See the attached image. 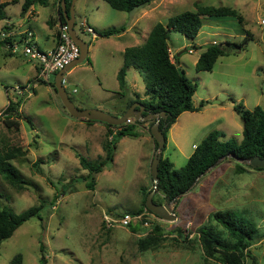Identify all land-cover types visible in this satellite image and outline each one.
Instances as JSON below:
<instances>
[{"label": "rangeland", "instance_id": "rangeland-1", "mask_svg": "<svg viewBox=\"0 0 264 264\" xmlns=\"http://www.w3.org/2000/svg\"><path fill=\"white\" fill-rule=\"evenodd\" d=\"M53 2L46 6L36 4V12L29 19L19 2L10 4L6 7L7 17L0 19V32L10 20L16 38L19 30L30 29L34 43L47 51L53 45L50 35L54 27L48 23L56 13ZM197 4L234 7L244 16V23L233 16L203 17V27L194 40L178 31L169 32V50L197 85L193 104L201 106L183 112L167 133L163 155L170 158L176 169L186 164L194 144L214 129L224 131L227 138L243 139V121L231 97L247 108L257 105L264 108V0H154L150 15L137 22L136 17L148 6L127 12L112 8L106 0L75 3L77 33L91 47L96 44L102 54L108 49L106 39L94 38L84 31L80 25L82 18L89 19L96 29L125 28L121 31H126L123 44L133 46L137 41L145 42L156 23L166 24L176 14L197 9ZM248 30L252 36L243 49L221 56L212 71L197 70L196 62L207 44L242 41ZM7 50L6 43L0 42V116L9 99L20 101L22 116L19 128H9L0 120V147L21 146L26 150L25 155L12 163L28 184L14 187L0 174L1 201L16 213L42 202L44 206L40 215L24 222L1 243L0 264H41L43 255L47 264H224L206 257L200 241L203 227L229 238V231L213 217L218 210H234L239 217L258 225L256 240L248 248L252 261L249 263L248 259V264H264V169L247 168L238 173V161L225 157L202 174L188 192L173 200L177 219L153 216L144 207L148 196L144 191L150 192L154 187L151 166L157 147L152 149L147 137L150 133L144 134L141 123L133 129L136 135H125L116 141L114 160L94 174L96 186L89 189L81 177L89 171L82 167L79 155L91 161L105 159L104 145L112 139L107 127L103 122L94 125L74 118L51 84L56 76L51 75L50 83L39 80L35 63L27 55L21 50L7 55ZM99 53L95 54L94 67L88 56L79 64L83 69L70 73L64 82L80 109L95 108L96 100L105 96L104 90L117 82L112 67L100 60ZM127 79L128 88L124 90L127 96L136 89L144 91V75L139 70L131 67ZM124 91L117 89L111 101H97L104 105L98 109L115 115L117 107L113 105L122 100L120 94ZM87 92L93 97L89 94L81 97ZM147 123L150 127V120ZM158 192L157 189L154 198ZM168 202L163 200L162 204ZM140 208L150 219L147 225L143 221L137 224V231L111 223L112 218L126 212L135 215L132 212ZM155 226L161 227L160 234L156 233L161 239L141 250L139 239L154 232ZM17 254L22 256L21 262L13 260Z\"/></svg>", "mask_w": 264, "mask_h": 264}, {"label": "trees", "instance_id": "trees-1", "mask_svg": "<svg viewBox=\"0 0 264 264\" xmlns=\"http://www.w3.org/2000/svg\"><path fill=\"white\" fill-rule=\"evenodd\" d=\"M18 1L7 0L0 2V19L7 17L6 7ZM49 1L24 0L22 11L29 10L34 4L46 6L49 4ZM106 1L116 10L131 12L137 8L151 4L154 0ZM71 2L72 0H66L67 12L70 11ZM58 3L60 20L65 22L66 18L61 5L62 0H59ZM226 16L236 17L239 22L244 23V16L234 7L197 4V9L176 14L170 17L166 24L162 22L156 23L142 44L127 47L124 52L123 65L117 75L120 89L124 91L128 88L127 73L129 68L134 67L144 75L145 97L141 98L142 96L139 93H135V97H131L127 96L126 91L122 92L120 94L122 100L118 102H122L123 106L118 110L116 115H123L135 101L141 102L150 113L164 112L165 116L160 119V129L164 132L167 139L169 129L183 112L195 111L201 107H195L193 104V96L197 85L189 79L186 71L179 65L178 60L173 61L170 57L168 46L169 32L171 30L178 31L189 39L194 40L203 27V17ZM10 28L11 26L8 23L4 27V29ZM95 30L98 36L108 37L120 33L125 28L109 27L105 29L95 28ZM251 36L248 30L242 41L227 40L225 43H211L198 58L196 62L197 70L212 71L221 56L243 49ZM13 40H16V37H8L0 40V42L12 44ZM6 54L13 55L14 53L11 51V48H8ZM51 84L55 87L54 82ZM231 99L235 102L234 109L241 115L243 121V139L238 141L235 138H227L224 131L214 129L195 145L194 151L186 164L179 169L174 167V163L169 157L162 155L159 163V192L156 194L154 202L162 204L163 200H168L169 202L176 200L193 187L198 177L227 154L248 159L255 156L264 158V108L260 105L252 109L247 108L241 101H237L233 97ZM19 107L20 101L15 102L9 99L8 106L0 116V120H3L7 127H20L19 120L22 112H20ZM84 120L87 122H99L90 119ZM155 121V119L150 120V133L151 125ZM141 123L139 121L121 125L104 123L108 127L109 137H112L104 145L106 158L91 161L86 156L79 155L82 167L89 171L87 175L81 176L82 180L86 181L87 188L95 189L96 180L93 178L94 174L101 172L108 162L114 160L113 149L115 148L116 141L125 135H136V133H133V129L137 124ZM155 143L157 147L158 142L156 140ZM25 154L26 150L21 146L0 147V174L14 187L22 188L28 184L20 169L12 163L13 159ZM247 168L264 169V167H253L250 164L237 163L236 170L238 173L244 172ZM89 178L91 180H88ZM144 192L146 196L149 194L147 189ZM157 197L159 198L158 200ZM43 206L44 203L42 202L38 206H33L20 213H16L3 205L0 195V246L24 222L40 215V209ZM144 207L147 208L146 200L144 201ZM141 210L140 208L132 213H141ZM213 217L229 231V238H223L215 230L204 227L200 228V241L206 257L218 259L224 264H248V248L256 240L258 225L249 218L239 217L234 210H218L213 214ZM130 228L133 231H137L138 225H131ZM160 232L161 227L155 226L154 232L144 238H140L139 245L141 250H146L155 245L161 239L156 234H160ZM13 260L21 262V254H17ZM40 263L47 264V259L44 255L41 257Z\"/></svg>", "mask_w": 264, "mask_h": 264}, {"label": "water", "instance_id": "water-1", "mask_svg": "<svg viewBox=\"0 0 264 264\" xmlns=\"http://www.w3.org/2000/svg\"><path fill=\"white\" fill-rule=\"evenodd\" d=\"M76 1L77 0H72L69 12L66 11V0H62L61 5H62V9H63L64 16L66 18V21L70 25L71 35L73 39L75 40V42L80 46L81 53H80V56L76 60H74L69 65H67L65 68H63L62 70L56 73V77L54 81L55 89L58 92L63 105L74 118L90 119V120H95V121L108 123L112 125L124 124L127 122L128 118H135L137 121H140V122H145V121L152 120V119L156 120L151 126V133L153 137L155 138V140L158 142V146L155 150L153 162L151 166V174H152V178L154 182V187L147 196L146 205L149 208V210H151L156 215L160 216L162 219L175 220L177 219V215L173 212V208H172L173 200L168 203H163V204L154 202V195L158 189V183H159V163L162 158L163 150L167 142L164 132L160 129V119L161 117L165 116V113L164 112L150 113L146 110L145 106L139 101L134 102L126 110V112L121 116L110 114L98 108L80 109L75 104V102L71 99L69 93L67 92L64 86V77L66 73L70 71L72 68H74L75 66L83 63L87 59L88 53H89V43L86 42L77 33V30L75 29V22H76L75 3ZM210 45L211 44H207L206 48H208ZM225 157H233L238 162L242 164H250L253 167H264V158H261L260 156H255L253 158L248 159V158L235 157L232 154H227L226 156L220 158L210 168H208L207 171L213 168L214 166H216ZM248 259H249V263H251L252 261H251L250 256H248Z\"/></svg>", "mask_w": 264, "mask_h": 264}, {"label": "built area", "instance_id": "built-area-1", "mask_svg": "<svg viewBox=\"0 0 264 264\" xmlns=\"http://www.w3.org/2000/svg\"><path fill=\"white\" fill-rule=\"evenodd\" d=\"M262 23L264 24V19L262 20ZM80 25L83 30L89 33L92 37L96 38L98 36L95 28L89 24L87 19L82 18ZM15 33L16 32L12 28L5 29L0 32V39L4 40L8 37H15ZM33 36L34 33L30 29L20 31L19 38L13 40L12 44L6 43V46L11 48V51L14 54L21 50L31 61L37 64L39 80H44L49 83L51 75H55L58 71L65 68L80 56V46L73 39L70 32V25L67 21L63 22L60 20L58 23L57 44L51 50H41L40 47L34 43ZM189 51L193 52V50ZM170 57L174 61L175 58L173 59V57H175V54L173 56L170 52ZM65 81L66 77H64V82ZM132 122V118H128L126 123ZM152 215L154 216L155 213H152ZM149 219V216H147L145 212L136 213L135 215L126 212L117 219L112 218L111 223L115 222L124 227H130L131 225H137L142 221L147 225L149 224Z\"/></svg>", "mask_w": 264, "mask_h": 264}, {"label": "crops", "instance_id": "crops-1", "mask_svg": "<svg viewBox=\"0 0 264 264\" xmlns=\"http://www.w3.org/2000/svg\"><path fill=\"white\" fill-rule=\"evenodd\" d=\"M5 1H7V0H5ZM18 2L22 5L23 2H24V0H19ZM51 2H52V0L49 1V4ZM58 2H59V0H54L53 6L56 9V13H55V15H51L50 18H49V20H48V23H52L53 24V27H54V29H53L54 31L52 32V35H50V36H52L53 45H51V47L48 50H51L54 46H56L57 40H58V23L60 22V13H59V9H58L59 3ZM151 4L146 5V6H148V9L147 10H144L139 17H136L135 22L140 21L139 18H146L147 15L148 16L150 15L149 12L151 11V8H152ZM35 5L36 4H34L29 10L25 11V17L26 18L29 19V18H31V16L33 14H35V12H36V6ZM97 8H99V6H97ZM75 14H77V13H75ZM87 20H88V22H89V24L91 26H93L94 28H97L96 25H94L93 23H91L89 19H87ZM7 23L9 25L12 24V22L10 20L7 21ZM103 29H105V28H103ZM19 31H21V30H19ZM125 32L126 31L121 32L120 34H114V35H111V36H108V37L99 36L100 38L106 39V42L108 43V49L105 51L104 54H102L101 52L99 53L97 51L98 46H96V44L92 45V47L89 44V53H88V56H90L91 59L93 60L91 67H94V64L97 63V57H96L95 54L99 53L100 54V60L103 59L104 64H107L108 66H111L112 67L113 72H114V75H115V80H117V82H115V84H113V86L111 88H107V89L104 90V91H106V94H105L104 97H101L98 100H96V104H94V107L95 108H101V109H103L104 108V105L102 103H97V101H102V100H105V99H108V101L109 100L111 101V98H113L114 96H116L115 91H117V89H120V85H119V81H118L117 75H118V72H119L120 68L123 65V62H124V52H125L126 48L129 47V45L127 43L124 42V44H126V45L123 44V41H124L123 39H124V36H125ZM135 32H138L139 33V30H137ZM145 38H147V37H145ZM136 43H137L136 45L142 44V43H139V41H137ZM36 44L40 47V45L38 44V42H36ZM133 46H135V45H133ZM176 59L179 61V59L177 57H176ZM178 63H180V61ZM83 67L84 66H82V65L81 66H79V65L75 66L74 68H72L70 71H68L66 73L65 77H67L70 73L74 72L76 69H81L82 70ZM35 69H36V71L38 73V66H37L36 63H35ZM129 70H130V68H129ZM54 76H56V74ZM81 81L84 82L83 79H81ZM36 85L37 84L34 83V87L35 88H36ZM134 87L137 88L136 84H135ZM144 91H145V89H144ZM144 91H138V89H136L129 96L135 97L134 94L135 93H139L142 96L141 98H144L145 97ZM85 94L88 95L89 93L88 92L87 93H82L81 97H83ZM90 97H93V96L90 95ZM86 99L87 100H90L89 97L86 98ZM113 106L114 107H117V108H114L115 115H116V113L118 112L117 109L119 110L123 106V104L122 103H116V105H113ZM107 112H111V111H107ZM118 116H121V115H118ZM147 122H145L143 124V131H144V134H146V135H148V133H150L149 132V126H148L149 124ZM93 124L94 125H100V124H102V122H93ZM105 126H103V127L105 128ZM107 129H108V127H107ZM150 136H152L151 133H150ZM150 136L148 135L147 137H149V140H150V142H151V144L153 146L152 149L154 150L156 148L155 138L153 136L152 137H150ZM195 145L196 144H194V146H193L194 148H195Z\"/></svg>", "mask_w": 264, "mask_h": 264}, {"label": "flooded vegetation", "instance_id": "flooded-vegetation-1", "mask_svg": "<svg viewBox=\"0 0 264 264\" xmlns=\"http://www.w3.org/2000/svg\"><path fill=\"white\" fill-rule=\"evenodd\" d=\"M52 83V82H51ZM153 120V119H152ZM132 121L133 122H135V121H137L135 118H132ZM140 122V121H139ZM145 122H147V121H145ZM143 123V122H142Z\"/></svg>", "mask_w": 264, "mask_h": 264}, {"label": "clouds", "instance_id": "clouds-1", "mask_svg": "<svg viewBox=\"0 0 264 264\" xmlns=\"http://www.w3.org/2000/svg\"><path fill=\"white\" fill-rule=\"evenodd\" d=\"M76 25V24H75Z\"/></svg>", "mask_w": 264, "mask_h": 264}]
</instances>
